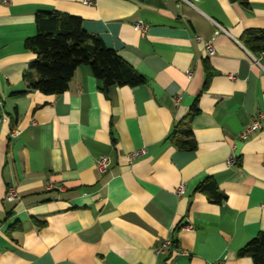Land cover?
<instances>
[{"label": "crops", "instance_id": "crops-1", "mask_svg": "<svg viewBox=\"0 0 264 264\" xmlns=\"http://www.w3.org/2000/svg\"><path fill=\"white\" fill-rule=\"evenodd\" d=\"M91 2L0 0V264H253L237 253L264 232V119L241 134L264 111V55L254 65L239 39L264 29V0L247 9L229 0ZM51 11L81 18L146 84L105 97L80 66L61 95L28 91L35 56L24 41L35 14ZM205 61L212 76L202 91ZM198 95L196 149L177 150L165 140ZM205 178L226 195L221 205L193 193ZM185 222L191 230L180 229Z\"/></svg>", "mask_w": 264, "mask_h": 264}, {"label": "trees", "instance_id": "trees-1", "mask_svg": "<svg viewBox=\"0 0 264 264\" xmlns=\"http://www.w3.org/2000/svg\"><path fill=\"white\" fill-rule=\"evenodd\" d=\"M229 1L238 3L243 9L248 8L247 0ZM34 24L35 35L24 41L25 50L35 56L23 75L28 91L46 96L61 95L68 89L80 66L90 68L93 77L100 83L99 91L105 97L117 87L134 88L146 84V79L115 51L107 48L98 36L85 32L81 18L57 11L37 12ZM239 41L253 57L264 55V29L246 30ZM203 68L206 76L202 91H205L212 73L206 61ZM198 100L199 95L185 116L172 126L165 140L177 150L192 152L196 149L191 123L200 114ZM193 193L202 195L214 205H221L226 200V195L218 190L211 178L199 182ZM237 256L248 257L253 264H264V232L250 239Z\"/></svg>", "mask_w": 264, "mask_h": 264}, {"label": "built area", "instance_id": "built-area-1", "mask_svg": "<svg viewBox=\"0 0 264 264\" xmlns=\"http://www.w3.org/2000/svg\"><path fill=\"white\" fill-rule=\"evenodd\" d=\"M6 1V0H5ZM85 4H91V0H84ZM133 29L135 32H138L139 34H143L146 29H147V26L144 25L142 22H136L134 25H133ZM197 41H201V39L199 37H196L195 38ZM205 50H206V53L208 56H213L214 55V49H213V46L211 44V42H207L205 43ZM250 55V54H249ZM251 60L253 62L254 65H257L259 66V61L258 59L254 58L252 55H251ZM262 74H263V78H264V70H262ZM190 76V73H187V77ZM229 79H234V77L232 75H229ZM263 97H264V89H263ZM1 119L2 121H5V117L4 115L2 114L1 115ZM264 119V111L260 114V118L257 119V120H251L249 125L247 126V128L243 131V133L241 134V137L242 138H246L249 134H251L252 132H256V131H259L261 128H262V120ZM17 134L16 131L12 130L11 133H10V137H14L15 135ZM142 153H144L142 150L135 153V154H132L130 156V159H134L135 157H138L139 155H141ZM235 163V158L231 157L227 160L226 164L227 165H232ZM109 160L104 157V156H101L97 159L96 161V169L99 173H104L108 170L109 168ZM176 193L178 195H181L184 193V188H183V185H180L177 190H176ZM17 197V194H16V191L14 190V188H9L7 189V192H6V196H5V199L8 201V202H13ZM192 226L188 223H183L181 226H180V229L182 230H191ZM170 246V242L168 241H165L162 245H161V249H166V248H169ZM173 252H175L176 255H179L180 252L179 250H174Z\"/></svg>", "mask_w": 264, "mask_h": 264}]
</instances>
